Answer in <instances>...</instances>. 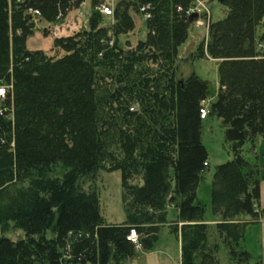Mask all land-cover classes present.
<instances>
[{
	"label": "trees",
	"instance_id": "16d2710c",
	"mask_svg": "<svg viewBox=\"0 0 264 264\" xmlns=\"http://www.w3.org/2000/svg\"><path fill=\"white\" fill-rule=\"evenodd\" d=\"M85 1L0 0V73L12 83L0 112V187L57 164L67 169L42 179L16 211L24 235L0 237V264H127L136 255L130 230L152 249L147 227L166 221L170 205L184 223L182 264H196L198 253L218 264L220 246L235 264H263L244 244L247 226L264 220V160L245 156H257L264 139V0L221 2L228 13L196 52L218 60L219 90L209 106L208 80L196 73L176 79L195 0H119L111 24L101 25L105 14L94 10L88 29L55 38L64 55L27 47L36 18L62 20ZM101 5L92 0L93 8ZM132 11L148 32L135 46L121 45L119 37L136 27ZM203 104L221 120L232 153L215 170L212 212L245 219L239 234L206 223L198 199L209 166ZM101 168L121 172L132 211L126 222L106 223L96 193L78 187Z\"/></svg>",
	"mask_w": 264,
	"mask_h": 264
},
{
	"label": "rangeland",
	"instance_id": "374dc122",
	"mask_svg": "<svg viewBox=\"0 0 264 264\" xmlns=\"http://www.w3.org/2000/svg\"><path fill=\"white\" fill-rule=\"evenodd\" d=\"M118 1L105 0V3L113 8ZM99 7L93 8L92 0H86L80 8L69 12L62 20L49 22L36 18L35 32L33 36L28 38L27 47L31 50L42 49L55 57L64 55L65 52L62 49L54 47L55 38L88 29L91 12L100 10ZM191 10H194L198 17L193 22L187 40L178 49L176 79L184 80L192 73H196L201 78L208 80L210 82L209 106L210 102L216 100L219 90L218 60L211 58L207 52L203 57H199L196 52L203 42L205 44L204 47H207V43L211 39L212 23L225 18L228 8L218 0H195ZM131 13L136 27L132 32L119 37L121 45L129 44L135 46L139 40L146 38L148 32L146 20L141 14L133 11ZM112 22L113 17L111 15H102L99 23L101 25H109ZM2 106L3 104L0 103V107ZM202 140L209 153V166L198 189V199L207 206L205 222L212 226L223 223L226 227L232 229L233 232L236 230L239 234L242 230L241 224L246 221L245 219L215 216L212 212V185L215 170L217 166L232 159L231 150L225 143L224 128L218 117L209 115L203 120ZM258 142L260 143L257 146V150L260 154L264 152V139L259 138ZM249 146L250 144H246L245 149L249 148ZM249 154L245 153L248 159L249 157L251 158ZM66 170L62 164H57L45 175L33 174L26 178L15 179L0 187V237L4 235L13 240L23 237V230L19 228L14 220L16 211L20 206L26 205L30 201L32 195L37 192V186L42 182V179L61 178ZM78 187L87 192L96 193L100 211L106 223L120 224L130 218V212L132 211H130L129 202H127L128 200L124 195L120 171H110L106 168H101L88 177L80 179ZM167 209L166 221L147 227L149 229L148 237L154 243V247L146 250L143 245L137 246L136 255L127 261V264H182L184 252L182 227L184 223L179 219L178 213L172 205L168 206ZM238 223H240L239 227L235 226L232 228L231 225ZM250 226L248 225L247 227L249 228ZM213 239L214 236L212 235L211 240ZM185 243L188 244L186 241ZM244 245L253 253L254 257L261 256L257 239L246 240ZM185 246L187 247V245ZM216 253L218 264H235L224 246H220ZM261 258L263 262V256ZM211 262V260L203 258L201 253H198L196 264H210Z\"/></svg>",
	"mask_w": 264,
	"mask_h": 264
},
{
	"label": "built area",
	"instance_id": "2783aa9c",
	"mask_svg": "<svg viewBox=\"0 0 264 264\" xmlns=\"http://www.w3.org/2000/svg\"><path fill=\"white\" fill-rule=\"evenodd\" d=\"M99 8H100L99 11L101 13L105 15H113V9L109 5H102ZM194 12H195L194 10H191V11L189 10V15H191ZM36 13H39V12L36 11ZM11 90H12V83L3 82L1 73H0V103L4 102V100L7 98ZM0 112L2 113V108L0 109ZM208 116H209V109L206 105L203 104V107L201 108V118L206 119ZM128 239L134 242L136 244V247L141 246L140 241H139V234L136 228H132L130 230Z\"/></svg>",
	"mask_w": 264,
	"mask_h": 264
},
{
	"label": "crops",
	"instance_id": "0c3cea01",
	"mask_svg": "<svg viewBox=\"0 0 264 264\" xmlns=\"http://www.w3.org/2000/svg\"><path fill=\"white\" fill-rule=\"evenodd\" d=\"M105 5H107L105 3ZM260 142H258L256 145L258 146ZM257 156L255 154H249L251 158L249 159L254 162L256 158L258 160H264V152H261L259 154L258 150H256ZM261 205L264 206V179L261 182V199H260ZM253 239H257L258 246L260 248L261 255L263 256V262H264V220L259 221L258 223L252 224L246 233V240L252 241ZM264 264V263H263Z\"/></svg>",
	"mask_w": 264,
	"mask_h": 264
},
{
	"label": "water",
	"instance_id": "95a60500",
	"mask_svg": "<svg viewBox=\"0 0 264 264\" xmlns=\"http://www.w3.org/2000/svg\"><path fill=\"white\" fill-rule=\"evenodd\" d=\"M219 2H222L223 0H218ZM198 17V14L197 13H194L193 15L190 16V20L191 21H194L195 18Z\"/></svg>",
	"mask_w": 264,
	"mask_h": 264
}]
</instances>
